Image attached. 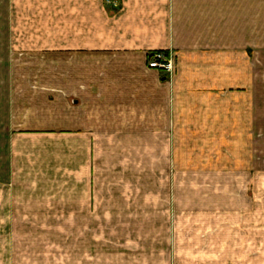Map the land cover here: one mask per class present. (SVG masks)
Segmentation results:
<instances>
[{
    "label": "crops",
    "instance_id": "crops-1",
    "mask_svg": "<svg viewBox=\"0 0 264 264\" xmlns=\"http://www.w3.org/2000/svg\"><path fill=\"white\" fill-rule=\"evenodd\" d=\"M158 51L181 56L172 81L147 68V56ZM16 55L54 56L53 64L40 59L38 70L53 67L56 85L70 64L78 94L72 129L61 131L64 108L55 101L54 115L38 109L49 128L26 129L25 122L17 134L69 133L79 146L74 165L86 176L72 190L71 213L72 230L84 232L82 263L264 264V191L160 185L254 182L248 159L237 162L236 142L226 170L228 157L215 148L224 134L238 135L240 123L254 134L252 61L264 56V0H0L1 135L25 114L15 110ZM187 135H201L204 143L193 148L210 150L214 169L180 179L169 168L176 151L192 149ZM146 182L154 186H127ZM96 229L100 240L89 233Z\"/></svg>",
    "mask_w": 264,
    "mask_h": 264
},
{
    "label": "rangeland",
    "instance_id": "rangeland-1",
    "mask_svg": "<svg viewBox=\"0 0 264 264\" xmlns=\"http://www.w3.org/2000/svg\"><path fill=\"white\" fill-rule=\"evenodd\" d=\"M174 56L175 69L172 75L167 77L170 81L175 78L178 62L181 60L180 55ZM53 57L15 56L16 64L20 65L16 70V85L18 86H15V97L18 99H16L15 110L18 114L20 111L25 114L22 119H19V122L23 123L11 125L8 135L0 134V264H84L81 261L86 259L82 257L87 253L84 249L85 240L82 239L84 232L72 230L74 225V217L71 213L72 190H80L81 184L78 185L77 180L80 181L86 176L81 172L80 166L74 165L79 146H72L73 142H71L69 133H62V136L29 139H19L17 134L23 126L21 124L25 122L28 123L26 129L49 128L48 124L44 125L43 121L40 122L42 117L38 109L47 107V117L54 115L51 108L55 101L64 108L61 131L66 132L72 129V124L69 123L71 122L69 108L73 103L72 99L77 98L78 94L76 88L70 85L69 62L64 66L68 69L64 70V82L60 85L55 84L53 67L50 72L49 70L47 72L38 70L40 59L43 63L47 61L53 64ZM252 64L256 78L254 83L257 85L254 88L256 111L254 134L246 135V130H243L246 125L243 126V123H240L239 134L235 136L224 134L222 136L224 144L217 143L219 145L215 149L217 157L220 154L227 155L228 158L223 159L222 163V168L226 170L231 167L232 161L229 156V147L232 142H236L238 148L242 150L237 162L241 163L248 159L249 172L254 176V182L250 184L249 178V184L244 181L200 184L192 180L189 183L160 185H165L168 190L264 191V56H254ZM40 73H45L46 77L43 78ZM239 93L242 94L241 91ZM17 120L15 118V121ZM95 137L101 139L102 136ZM186 139L188 143H192V149L175 152V165L169 168L170 173L174 172L172 176L178 177L179 175L182 179V174L190 171L191 179H193L194 174L214 169L208 166L210 163H208L207 155H210L211 151H199L193 148V146L196 147L195 144L204 143L200 141L201 135H187ZM112 174H116L117 177V172H112ZM127 186L131 190H142L143 188L150 189L154 184L127 183ZM110 189L117 191L119 184L112 183ZM99 217L96 216V218ZM89 233L96 240H100L104 232L96 229ZM99 251L96 248L95 252ZM100 262L101 259L95 260V264Z\"/></svg>",
    "mask_w": 264,
    "mask_h": 264
},
{
    "label": "built area",
    "instance_id": "built-area-1",
    "mask_svg": "<svg viewBox=\"0 0 264 264\" xmlns=\"http://www.w3.org/2000/svg\"><path fill=\"white\" fill-rule=\"evenodd\" d=\"M175 56L170 52H153L147 56L146 63L148 69H154L168 76L174 72Z\"/></svg>",
    "mask_w": 264,
    "mask_h": 264
}]
</instances>
